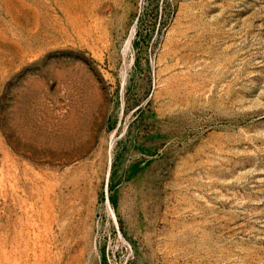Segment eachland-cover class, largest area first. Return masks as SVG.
Listing matches in <instances>:
<instances>
[{"label":"rangeland","instance_id":"374dc122","mask_svg":"<svg viewBox=\"0 0 264 264\" xmlns=\"http://www.w3.org/2000/svg\"><path fill=\"white\" fill-rule=\"evenodd\" d=\"M0 264H264V0H0Z\"/></svg>","mask_w":264,"mask_h":264}]
</instances>
